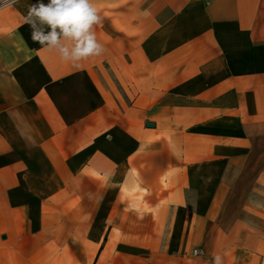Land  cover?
I'll return each mask as SVG.
<instances>
[{"label": "crops", "instance_id": "obj_1", "mask_svg": "<svg viewBox=\"0 0 264 264\" xmlns=\"http://www.w3.org/2000/svg\"><path fill=\"white\" fill-rule=\"evenodd\" d=\"M35 2L0 8V264H264V0H94L80 69Z\"/></svg>", "mask_w": 264, "mask_h": 264}, {"label": "clouds", "instance_id": "obj_2", "mask_svg": "<svg viewBox=\"0 0 264 264\" xmlns=\"http://www.w3.org/2000/svg\"><path fill=\"white\" fill-rule=\"evenodd\" d=\"M17 0H0V8L11 7ZM30 27V38L47 51H55L60 59L74 69L82 62L99 56L104 47L98 42L95 27L102 17L94 0H36L24 16ZM212 264H221L219 256Z\"/></svg>", "mask_w": 264, "mask_h": 264}, {"label": "built area", "instance_id": "obj_3", "mask_svg": "<svg viewBox=\"0 0 264 264\" xmlns=\"http://www.w3.org/2000/svg\"><path fill=\"white\" fill-rule=\"evenodd\" d=\"M192 253L194 255H196V254H202V251L200 249H194Z\"/></svg>", "mask_w": 264, "mask_h": 264}, {"label": "rangeland", "instance_id": "obj_4", "mask_svg": "<svg viewBox=\"0 0 264 264\" xmlns=\"http://www.w3.org/2000/svg\"><path fill=\"white\" fill-rule=\"evenodd\" d=\"M242 187H243V182H242ZM243 189H244V187H243ZM243 189H242V190H243ZM242 190L238 191V192H237V195H239V194H240L239 192H241Z\"/></svg>", "mask_w": 264, "mask_h": 264}]
</instances>
